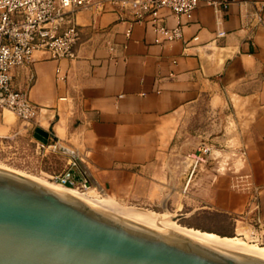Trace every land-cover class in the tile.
Here are the masks:
<instances>
[{
    "label": "crops",
    "instance_id": "0c3cea01",
    "mask_svg": "<svg viewBox=\"0 0 264 264\" xmlns=\"http://www.w3.org/2000/svg\"><path fill=\"white\" fill-rule=\"evenodd\" d=\"M92 1L73 15L80 30L74 59L35 52L11 71L12 87L42 109L20 129L35 132L50 158L64 163L40 174L71 168L87 179L63 147L106 195L94 194L122 207L167 210L196 183L209 185L192 198L242 212L251 188H264V0H215L228 3L219 11L201 0L192 22L164 9L161 25L184 23L174 41L149 21L111 4L100 11L102 0ZM237 182L248 193L236 191Z\"/></svg>",
    "mask_w": 264,
    "mask_h": 264
},
{
    "label": "water",
    "instance_id": "95a60500",
    "mask_svg": "<svg viewBox=\"0 0 264 264\" xmlns=\"http://www.w3.org/2000/svg\"><path fill=\"white\" fill-rule=\"evenodd\" d=\"M36 133L48 136L41 129ZM61 151L106 195L75 152ZM0 264H264V254L212 245L123 217L0 168Z\"/></svg>",
    "mask_w": 264,
    "mask_h": 264
},
{
    "label": "built area",
    "instance_id": "2783aa9c",
    "mask_svg": "<svg viewBox=\"0 0 264 264\" xmlns=\"http://www.w3.org/2000/svg\"><path fill=\"white\" fill-rule=\"evenodd\" d=\"M200 2L201 0H102L99 2V9L103 11L107 4H111L121 11H128L139 21L151 22L155 31L167 41H174L182 39L184 23L180 22L176 28L161 25L160 12L168 9L175 16L185 17L188 22H192ZM206 2L218 11L228 7V3L224 1ZM92 6V0H0V111L12 112L23 123H35L42 109L33 104L25 92L12 87L11 71L30 64L35 52H42L53 60L74 59L80 30L73 15L77 10ZM130 33L128 31V37ZM223 35L219 33L220 37ZM52 147L55 150L58 148L57 145ZM76 165L73 162L71 167ZM51 179L63 187L83 193L93 188L87 179L77 180L71 168ZM254 211L258 214L255 218L257 227L250 233L247 230L241 237L264 246V220L261 218L259 202Z\"/></svg>",
    "mask_w": 264,
    "mask_h": 264
},
{
    "label": "rangeland",
    "instance_id": "374dc122",
    "mask_svg": "<svg viewBox=\"0 0 264 264\" xmlns=\"http://www.w3.org/2000/svg\"><path fill=\"white\" fill-rule=\"evenodd\" d=\"M16 120L19 119L12 112L8 110L2 111L0 120V166L7 167L15 172H21L29 177L54 183L51 176L40 173L45 168L64 170V163L59 158H50L54 154L53 151L47 146L43 147L37 141L35 132H25L20 129L21 121L17 122ZM185 160L190 164L192 163L191 158H185ZM208 185L192 183L188 194L180 197L177 195V198L172 199L170 207L167 208V213L174 216L188 215L178 221V223L182 226L215 233L220 236L240 237L239 233L247 230L250 233V231L252 232V230L256 229L255 218L258 214L254 210L258 202L261 205V192L264 188L256 189L253 186L251 188L253 190L251 191L252 193H249L251 201L248 203L247 199L243 211L227 214L209 207L206 199L192 198L191 195L198 194L200 190L206 189ZM232 187L238 192L244 193V190H246V193H248L244 183H233ZM153 212L160 215L166 213L161 208ZM261 218L264 220L263 215H261ZM247 241L244 240V242Z\"/></svg>",
    "mask_w": 264,
    "mask_h": 264
},
{
    "label": "bare ground",
    "instance_id": "6f19581e",
    "mask_svg": "<svg viewBox=\"0 0 264 264\" xmlns=\"http://www.w3.org/2000/svg\"><path fill=\"white\" fill-rule=\"evenodd\" d=\"M0 168L10 170L9 168L7 167L5 168L3 166H0ZM18 173L25 175L21 172H18ZM25 176H28V175H25ZM30 178H33L43 184L51 186L55 189H58L62 192L70 194L74 197L82 199L86 202H89L93 205H96L98 207H101L105 210H108L110 212H113L123 217H127V218H130V219L142 222V223H146V224L158 227V228H162V229H165L171 232L185 234L194 239H197V240H200V241L212 244V245L221 246V247L250 249L258 253L264 254V246H260L259 244H256L254 241H247L244 237H241V235L245 234V232L239 233L240 237L220 236L215 233L201 231L199 229L182 226L178 223V221L173 220L172 217H170L172 214H168L167 212L163 215H160L153 211H151L152 213L142 212L139 210H135L133 208L122 207L110 198L101 199L94 194L95 188H91L86 193H83L77 190L63 187L57 183L48 182V181L38 179L35 177H30ZM172 216L177 217L178 215L176 216L172 215ZM248 237H249V233H248ZM244 240L247 242H244Z\"/></svg>",
    "mask_w": 264,
    "mask_h": 264
}]
</instances>
